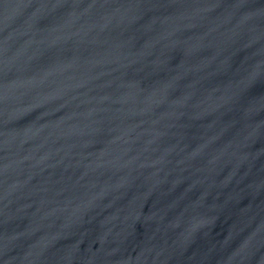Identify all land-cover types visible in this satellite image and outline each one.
<instances>
[{
  "label": "water",
  "instance_id": "obj_1",
  "mask_svg": "<svg viewBox=\"0 0 264 264\" xmlns=\"http://www.w3.org/2000/svg\"><path fill=\"white\" fill-rule=\"evenodd\" d=\"M0 264H264V0H0Z\"/></svg>",
  "mask_w": 264,
  "mask_h": 264
}]
</instances>
